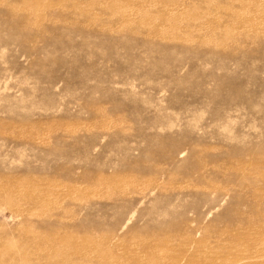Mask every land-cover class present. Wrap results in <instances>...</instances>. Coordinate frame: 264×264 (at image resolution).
<instances>
[{"label": "rangeland", "instance_id": "obj_1", "mask_svg": "<svg viewBox=\"0 0 264 264\" xmlns=\"http://www.w3.org/2000/svg\"><path fill=\"white\" fill-rule=\"evenodd\" d=\"M0 264H264V0H0Z\"/></svg>", "mask_w": 264, "mask_h": 264}]
</instances>
